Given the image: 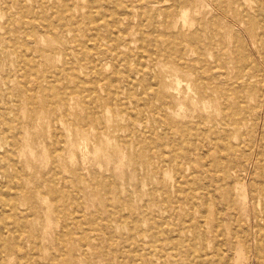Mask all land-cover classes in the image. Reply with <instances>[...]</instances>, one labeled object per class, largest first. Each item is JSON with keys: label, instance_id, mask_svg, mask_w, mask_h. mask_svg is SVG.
I'll use <instances>...</instances> for the list:
<instances>
[{"label": "rangeland", "instance_id": "obj_1", "mask_svg": "<svg viewBox=\"0 0 264 264\" xmlns=\"http://www.w3.org/2000/svg\"><path fill=\"white\" fill-rule=\"evenodd\" d=\"M262 193L264 0H0V264H264Z\"/></svg>", "mask_w": 264, "mask_h": 264}, {"label": "bare ground", "instance_id": "obj_2", "mask_svg": "<svg viewBox=\"0 0 264 264\" xmlns=\"http://www.w3.org/2000/svg\"><path fill=\"white\" fill-rule=\"evenodd\" d=\"M116 1H117V0H116ZM162 2H163V1H162ZM162 2H161V3H162ZM103 3H104V2H103ZM95 4H96V3H95ZM140 4H141V3H140ZM137 5H138V4H137ZM91 6H92V5H91ZM160 6H161V5H160ZM158 7H159V6H158ZM115 8H118V7H115ZM162 9H163V8H162ZM128 10H129V9H128ZM141 10H142V9H141ZM165 10H166V9H165ZM94 11H95V10H94ZM115 11H116V10H115ZM160 11H161V10H160ZM243 12H244V11H243ZM117 15H118V14H117ZM129 15H130V14H129ZM94 16H95V15H94ZM100 16H101V15H100ZM124 16H125V15H124ZM141 16H142V15H141ZM141 16H140V17H141ZM183 16H185V14H184ZM186 16H187V15H186ZM101 17H102V16H101ZM101 17H100V18H101ZM108 17H109V16H108ZM108 17H106V18H108ZM120 17H122V16H120ZM98 18H99V17H98ZM100 18H99V19H100ZM156 18H157V17H156ZM184 18H185V17H184ZM100 20H101V19H100ZM112 20H113V19H112ZM29 21H30V20H29ZM96 23L98 24V22H96ZM96 23H94V24H96ZM145 23H146V21H145ZM145 23H144V24H145ZM102 24H104V23H102ZM89 25H90V24H89ZM241 25H242V24H241ZM96 27H97V26H96ZM112 29H113V28H112ZM155 29H156V28H155ZM93 31H95V29H94ZM97 31H99V30H97ZM111 31H112V30H111ZM90 33H91V32H90ZM95 33H97V32H95ZM142 33H143V32H142ZM86 34H87V33H86ZM86 34H85V35H86ZM117 34H118V33H117ZM94 36H96V34H95ZM110 36H111V34L109 35V37H110ZM157 36H159V35H157ZM92 37H93V36H92ZM98 37H99V34H98ZM159 37H160V36H159ZM159 37L156 38V39H160ZM113 38H114V37H113ZM102 39H103V38H102ZM102 39H101V40H102ZM177 40H178V39H177ZM177 40H176V42H178ZM97 41H98V40H97ZM99 41H100V40H99ZM109 41H110V40H109ZM109 41H108V42H109ZM117 41H118V39H117ZM87 42H88V39H87ZM87 42H86V43H87ZM93 42H94V40H93ZM93 42H92V43H93ZM95 42H96V40H95ZM95 42H94V44H95ZM100 42H102V41H100ZM176 42H175V43H176ZM90 43H91V42H90ZM97 43H99V42H97ZM103 43H105V42L103 41ZM111 43H112V42H110V44H108V45H111ZM155 43L157 44L158 42L156 41ZM99 44H101V43H99ZM115 44H116V43H115ZM181 44H182V43H181ZM181 44H180V45H181ZM74 45H75V44H74ZM112 45H113V44H112ZM123 45H124V44H123ZM92 46H93V45H92ZM95 46H96V45H95ZM97 46H98V45H97ZM97 46H96V47H97ZM100 46H101V45H100ZM141 46H142V45H141ZM152 46H153V45H152ZM173 46H174V45H173ZM88 47H89V46H88ZM102 48H103V46H102ZM104 48H105V47H104ZM175 48H176V47H175ZM81 49H83V48H81ZM97 49H98V48H97ZM100 49H101V48H100ZM122 49H124V48L122 47ZM173 49H174V47H173ZM94 50H95V49H94ZM94 50H93L92 52H94ZM152 50H153V49H152ZM68 51H69V50H68ZM101 51H102V50H101ZM101 51H100V52H101ZM140 51H141V50H140ZM146 51H147V50H146ZM174 51H175V50H174ZM95 52L97 53V51H95ZM106 52H107V50H106ZM111 52H113V51H111ZM96 53H95V54H96ZM161 53H162V52H161ZM182 53H183V52H181V54H182ZM246 53H247V51H246ZM109 54H110V53H109ZM132 55H133V54H132ZM141 55H142V53H141ZM95 56H96V55H95ZM98 56H99V55H98ZM128 57H129V56H128ZM98 59H99V58H98ZM139 59H140V58H139ZM147 59H148V58H147ZM180 59H182V57H181ZM95 60H96V59H95ZM137 61H138V60H137ZM137 61H136V62H137ZM95 62H96V61H95ZM95 62L93 61V63H95ZM98 62H99V61H98ZM134 62H135V61H134ZM156 62H157V61H156ZM179 62H180V61H179ZM247 62H248V61H247ZM143 64H144V63H143ZM177 64H178V62H177ZM215 64H216V63H215ZM131 65H132V64H131ZM247 65H248V63H247ZM250 65H252V64H250ZM98 66H99V64H98ZM116 66H117V65H116ZM184 66H185V65H183V67H184ZM128 67H129V66H128ZM142 68H143V67H142ZM115 69H117V68H115ZM128 69H129V68H128ZM136 69H137V67H136ZM125 70H126V69H125ZM142 70H143V69H142ZM145 70H146V69H145ZM119 71H120V70H119ZM245 71H247V67H246V70H245ZM245 71H244V72H245ZM127 72H128V71H127ZM138 72H139V71H138ZM146 72H148V71H145L144 73H146ZM150 72H151V69H150ZM195 72H196V71H195ZM118 73H119V72H118ZM115 74H116V73H115ZM146 74H147V73H146ZM149 74H150V73H149ZM140 75H141V73H140ZM102 76H103V75H102ZM138 76H139V75H138ZM105 77H106V76H105ZM142 77H143V75H142ZM139 78H140V77H139ZM143 78H144V77H143ZM106 79H107V77H106L104 80H106ZM129 79H131V78H129ZM150 79H152V78H150ZM150 79H149V80H150ZM154 79H155V78H154ZM259 79H260V78H259ZM126 80H127V77H126ZM200 80H201V79H200ZM99 82H100V81H99ZM102 82H103V81H102ZM116 82H117V81H116ZM116 82H115V83H116ZM130 82H131V81H130ZM130 82L126 81L127 85L130 84ZM132 82H133V79H132ZM134 82H135V81H134ZM96 83H97V82H96ZM112 83H113V82H112ZM115 83H114V84H115ZM140 83H141V82H140ZM201 83H202V80H201ZM27 84H28V83H27ZM27 84H26V85H27ZM149 84H150V82H149ZM9 85H10V84H9ZM138 85H139V83H138ZM143 85H144V84H143ZM129 86H130V85H129ZM134 86H135V85H134ZM211 86H212V85H211ZM116 87H117V86H116ZM94 88H95V87H94ZM139 88H140V86H139ZM25 89H26V88H25ZM120 89H121V88H120ZM129 89H130V88H129ZM132 89H133V88H132ZM148 89H150V88L148 87ZM144 90H145V89H144ZM146 90H147V86H146ZM90 91H92V90H90ZM150 91H151V90H150ZM90 93H91V92H90ZM114 94H115V93H114ZM142 94H143V93H142ZM144 95H145V93H144ZM90 96H91V95H90ZM139 96L141 97L142 95L140 94ZM155 96H156V95H155ZM131 97H132V96H131ZM143 97H144V96H143ZM90 98H91V97H90ZM145 98H146V97H145ZM141 99H142V98H141ZM143 99H144V98H143ZM155 99H156V98H155ZM85 100H86V99H85ZM112 100H113V99H112ZM130 101H131V99H130ZM13 103H14V102H13ZM111 108H112V106H111ZM156 112H157V111H156ZM57 131H58V130H57ZM186 131H187V130H186ZM172 134H173V133H172ZM201 134H202V133H201ZM152 135H153V134H152ZM199 137H200V136H199ZM211 138H212V137H211ZM187 139H188V138H187ZM202 139H203V138H202ZM178 140H180V138H179ZM181 141H182V140H181ZM182 142H183V141H182ZM179 144H180V143H179ZM169 149L171 150L172 148H169ZM152 150H153V149H152ZM152 150H151V151H152ZM164 150H165V149H164ZM172 150H174V149H172ZM186 150L188 151V148H187ZM153 151H154V150H153ZM164 154H165V153H164ZM188 156H189V155H188ZM245 162H246V161H245ZM261 165H262V164H261ZM177 169H178V168H177ZM261 173H262V172H261ZM240 177H241V176H240ZM179 179H180V178H179ZM243 179H244V178H243ZM175 185H176V182H175ZM178 185H179V184H178ZM3 188H4V187H3ZM178 188H179V187H178ZM178 188H176V189H178ZM183 188H184V187H183ZM8 189H9V187H8ZM180 190H182V189H180ZM180 190H178V192H179ZM4 191H5V190H4ZM9 192H11V191H9ZM263 194H264V193H262V195H263ZM3 195H4V192H3ZM3 195H2V196H3ZM8 195H9V194H8ZM8 195H7V197H9ZM207 196H208V195H207ZM5 197H6V196H5ZM2 200H6V199H3V198L1 197V201H2ZM207 200H208V199H207ZM240 202H241V201H240ZM3 203H4V202H3ZM9 204H10V203H9ZM241 204H242V203H241ZM256 204H257V203H256ZM256 206H257V205H256ZM6 208H8V207H6ZM257 208H258V207H257ZM4 209H5V207L3 208V210H4ZM5 210H6V209H5ZM0 212H1V211H0ZM191 212H192V211H191ZM261 213H262V212H261ZM186 214H187V213H186ZM185 216H186V215H185ZM192 216H193V215H192ZM176 217H177V216H176ZM179 218H180V217H179ZM154 219H156V218H154ZM176 219H177V218H176ZM192 220H193V219H192ZM262 220H264V218H263ZM174 221H175V219H174ZM5 222H6V221H5ZM261 223H262V222H261ZM185 224H186V223H184V225H185ZM173 225H174V224H173ZM191 225H192V224H191ZM3 227H4V226H3ZM18 227H19V226H18ZM239 227H240V226H239ZM161 228H163V227H161ZM166 228H170V227H166ZM174 228H175V227H174ZM180 229H181V228H180ZM254 229H255V228H254ZM4 231H5V229H4ZM161 231H162V230H161ZM239 231H240V230H239ZM6 233H7V231H6ZM6 233H5V234H6ZM171 233H172V232H171ZM92 234H93V233H92ZM2 235H3V233H2ZM179 235H180V234H179ZM179 235H177V236H179ZM192 235H193V232H192ZM203 235H204V234H203ZM17 236H18V235H17ZM18 237H19V236H18ZM172 239H173V238H172ZM258 239H259V238H258ZM140 249H141V248H140ZM176 249H177V248H176ZM133 250H134V249H133ZM170 250H171V249H170ZM167 252L170 253L169 251H167ZM173 252H174V251H173ZM223 252H224V251H223ZM0 255H1V254H0ZM172 255H173V254H172ZM213 255H214V254H213ZM210 256H211V255H210ZM164 257H165V256H164ZM172 257H173V256H172ZM172 257H171V258H172ZM215 257H216V256H215ZM172 259H173V258H172ZM174 259H175V258H174ZM162 260H163V259H162ZM138 261H139V260H138ZM138 261H136V262H138ZM139 263H140V262H139ZM136 264H137V263H136ZM165 264H166V263H165ZM170 264H171V263H170Z\"/></svg>", "mask_w": 264, "mask_h": 264}]
</instances>
